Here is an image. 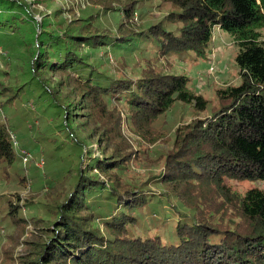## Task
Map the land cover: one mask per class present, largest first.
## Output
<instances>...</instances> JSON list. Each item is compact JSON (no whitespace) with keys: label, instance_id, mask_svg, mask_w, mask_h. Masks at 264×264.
I'll return each instance as SVG.
<instances>
[{"label":"trees","instance_id":"1","mask_svg":"<svg viewBox=\"0 0 264 264\" xmlns=\"http://www.w3.org/2000/svg\"><path fill=\"white\" fill-rule=\"evenodd\" d=\"M90 1L102 4L99 11L121 12L125 21L112 32L98 24V11L57 30L36 22L21 0H0V26L10 23L13 31L20 21L39 31L30 70L61 117L58 132L84 146L76 129H86L102 152L89 154L84 164L79 157L68 169L67 182L63 177L60 185L52 183L47 202L33 203L31 194L23 198L30 210L42 209L45 219L33 212L28 218L21 215L20 194L0 198V227L9 223L20 231L28 220L43 232L36 249L19 264H264V187L252 185L239 193L230 184L264 181V0ZM144 5H155L165 15L147 27L134 26L132 15L142 18ZM215 26L234 37L239 82L216 89L217 105L209 113V100L190 88L183 72L144 59L132 78H110L101 70V55L94 56L100 49L132 50L140 41L153 43L157 56L195 63L207 59ZM54 73L60 78L53 83ZM111 97L125 102L130 126L149 142L152 126L175 106H189L195 114L171 129V138L155 133L154 140L167 144L157 156L164 160L163 170L149 175L162 188L157 194L139 177L135 182L119 176L141 157L120 134L118 112L107 101ZM11 134L0 122V174L6 177L18 159ZM65 158L70 160L69 154ZM16 177L20 185L28 184L25 174ZM163 199L188 211H176L174 239L163 237L164 222L150 234H138L144 209L161 206Z\"/></svg>","mask_w":264,"mask_h":264},{"label":"rangeland","instance_id":"2","mask_svg":"<svg viewBox=\"0 0 264 264\" xmlns=\"http://www.w3.org/2000/svg\"><path fill=\"white\" fill-rule=\"evenodd\" d=\"M21 1L26 3L36 22H48L57 30L65 27L67 22L84 18V16L96 13L103 8L101 3H93L90 0ZM138 5L142 6L143 3ZM143 7L145 13L142 14V18H139L137 12L132 15L130 21L134 26L147 27L150 23L161 20L165 15V10L161 11L155 5L151 8H147L148 6L145 5ZM55 10L59 12L56 14ZM120 21H125L121 12L118 16L112 14V11H99L98 24L103 28L115 32ZM10 25L9 23L6 26H0V122H5L11 129L18 159L9 170L7 177L0 174V198L5 195L11 196L14 193L20 194L21 215L28 218L30 212H33L42 215L45 219L47 214H44L42 209L30 210L28 206L22 204L23 198L31 194L34 199L33 203L47 202L52 197V190L55 188L50 190L52 183L60 185L61 178L67 176L69 167L75 166L79 157L82 156L84 164L86 156L89 154L100 156L102 152L95 138L91 139L86 129H76L86 142L84 146L69 141L66 135L58 132L57 126H59L61 117L57 116L55 108L49 104L48 94L40 88L42 81L33 76L34 74L30 70V62L35 51L33 38L39 31L36 30L34 33L29 24L20 21H16L13 31H10ZM262 33L264 35V29ZM134 44L135 47L132 50L131 47H129L130 50H126L123 46L108 48L105 53L104 49H100L99 54L94 56L101 55V60L99 59L103 66L101 70L105 71V74L110 78L120 75L132 78L134 76L132 72L137 70L138 65L136 64L144 63V59H149L155 66L163 70H168L171 67V71L185 73L190 79V88L209 100L206 108L207 113L212 112L213 107L217 105L216 89L237 85L239 82L238 70L234 62L237 47L234 44L233 35L227 31L215 29L207 59H201L195 63H188L187 60L183 61L176 57L167 59L163 55L157 56L151 42L136 41ZM83 51L91 53L86 48ZM94 63L97 65L99 61L96 60ZM59 78L60 74L54 73L49 81L54 83ZM4 87L6 88L5 92L1 94ZM58 91L60 94L63 93L62 88L58 87ZM13 95L12 100L7 101ZM107 101L110 107L114 106L118 112L120 134L131 146L133 154L138 153L136 156L141 157L137 163L130 164L131 170L128 173L119 171L120 178L124 177L127 181L135 180L137 182V177H139L146 181V187L156 191V194L159 193L162 188L154 183L155 178L149 179L151 177L149 175L155 176L163 170L164 160L159 162L157 156L161 149L167 147V144L166 142L162 143L160 139L154 140L155 133L167 132V137L171 138L170 130L173 131L174 127L182 122L190 121L195 114L189 106H175L163 120L159 119L152 126L153 141L149 142L130 126L124 101H120L116 97L108 98ZM205 113L196 114H199L197 115L199 117H204ZM144 134L150 137L148 131ZM143 149L144 152H140ZM110 150L111 148L107 152L110 153ZM24 153L30 155L25 162L22 160ZM67 154L70 159L68 161L65 158ZM17 174H25L29 178L28 184L20 185L17 182ZM67 178L69 179L66 177L65 181H68ZM230 184L239 193L252 185L256 186L255 183L247 179L238 183L231 181ZM165 204L169 205V202L167 203L163 199L161 206L157 204L144 209L140 222L135 227L138 234H150L164 222V225L160 227V231L165 235L163 237L168 241L174 239V223L179 218L177 212L188 211L177 203H175V208ZM42 235V230L28 220L20 231L14 225L5 223L0 227V264H19L21 257L33 253Z\"/></svg>","mask_w":264,"mask_h":264},{"label":"built area","instance_id":"3","mask_svg":"<svg viewBox=\"0 0 264 264\" xmlns=\"http://www.w3.org/2000/svg\"><path fill=\"white\" fill-rule=\"evenodd\" d=\"M215 29L218 30L220 28L218 26L213 27L212 34H213V32H214ZM263 39H264V37H263ZM29 156H30L29 154L24 153L22 160L25 162L28 159ZM255 184H256L257 187H259V186L264 185V181H257V182H255ZM262 187H264V186H262Z\"/></svg>","mask_w":264,"mask_h":264},{"label":"crops","instance_id":"4","mask_svg":"<svg viewBox=\"0 0 264 264\" xmlns=\"http://www.w3.org/2000/svg\"><path fill=\"white\" fill-rule=\"evenodd\" d=\"M218 30H221V29H218ZM264 36V35H263Z\"/></svg>","mask_w":264,"mask_h":264}]
</instances>
